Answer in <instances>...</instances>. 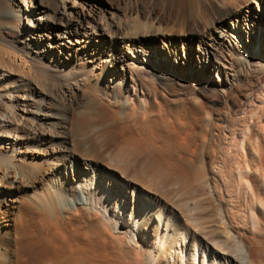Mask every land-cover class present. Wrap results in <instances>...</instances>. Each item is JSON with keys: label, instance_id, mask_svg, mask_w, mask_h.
<instances>
[{"label": "bare ground", "instance_id": "obj_1", "mask_svg": "<svg viewBox=\"0 0 264 264\" xmlns=\"http://www.w3.org/2000/svg\"><path fill=\"white\" fill-rule=\"evenodd\" d=\"M174 1L192 11L193 14L188 15L192 21L200 18L201 11L197 10L198 3L196 4L195 0ZM251 1L221 0L219 5L221 9L218 10L216 19L223 29L227 27L238 36V43L244 47L241 51L247 67L263 71L264 58H261L259 53L261 46L257 40L256 45L251 46L249 38L251 32L256 38L264 34V18L257 15L259 12L251 10ZM22 2L20 5L14 2L19 14L27 10L25 2L23 4ZM26 2H30L31 11L43 14L36 16L32 33L29 34L34 38L33 41L38 43L36 47L40 49L45 45L50 48L49 55L54 56L52 57L54 64L57 63L56 60L61 62V59L67 60L74 55V61H67L65 64V67L70 68L68 75L70 77L84 71L86 69L83 67L84 62L90 59L95 63L96 60L102 61V70L114 63L117 53L106 45L109 42L105 41L106 34L114 37L115 46L121 45L117 37L127 36L134 45L141 47L136 51H140L139 53L132 54L136 60L142 58L141 52L148 47L147 43L154 46L149 40L150 23H143L142 25L148 27L140 33L136 31L139 30L138 26H133L132 30V27L121 22L122 17L119 15L113 16L114 24L109 21L103 23V13L111 14L117 10L120 15L125 16L131 12L128 7L123 9L122 6L110 3L111 1L106 0L105 7L91 3L89 8H86L84 1L79 0H41L38 4L31 0ZM255 2L258 10L264 6V0ZM57 25L64 28L63 38L60 42L49 41L46 44V40L49 39L47 31L59 35L54 30ZM105 26L109 27L106 28L107 32ZM129 30L134 32L128 36L126 34ZM75 35L76 37H73ZM217 36L219 38L214 48L216 51L222 45H231L225 31H217ZM86 42L92 44L89 54L79 55L74 52ZM201 50V55H197L199 64L193 62V58L190 62L196 65L201 73L207 74L212 51L205 47ZM217 62L215 59L212 64L219 68ZM191 64L184 63V69L188 68L190 72L196 73L195 67ZM138 69L145 72L149 69L155 71L156 68L145 64ZM209 79L212 82L211 77ZM121 80L120 75L116 89H120ZM185 80L190 81L191 78L186 77ZM251 102L247 112L243 111L241 122L244 128L237 127L238 134L231 139L232 149H229L231 143H226L228 136L225 137L223 133L225 124L226 127L230 124V115L223 118V123H212L210 118H213V114L207 108H190L187 113L186 108L165 109L163 110L165 112L160 114V116L163 114L161 117L155 112L147 111L145 121L138 120L135 125H127L120 129L117 126L118 122L126 123L128 120L126 119L128 116L122 117L123 108L117 105V110L114 108L109 110L102 106L103 108H99L101 113L99 110L98 118L94 115L92 123H89L92 119L87 120L90 127H88L90 130H87L94 132L92 136L83 131L89 138H85L84 141L74 140L72 143L63 135L64 140L52 145L44 137L45 129L48 127L45 128L46 124L40 123L37 134H41H39L41 144H44L42 150L46 148L43 153L49 160L56 158L53 165L61 167L58 168L59 171L66 173L75 171L78 198L69 200L71 203L67 207L64 192L56 191L51 200L41 201L43 211L39 210L37 216L31 214L30 207L27 206L29 203L26 206L20 205L23 208L21 219H18L17 223L11 221L6 223L7 235H0V264H264V233L260 234L263 231L254 227L255 230L258 229V232L256 231L258 238L256 235L253 237L252 234H248L247 224L246 226L242 224L243 227L240 229L236 228V223L242 220V217L237 215L240 208H237L234 202V205H229L232 200L224 201L225 195L230 196L229 190L233 188L230 187L228 190L226 187L224 189L223 185L220 186L215 178L216 174H211L210 180L213 179L214 182L206 183L209 178L206 175L207 167H210V172L214 168L221 170V165L213 167L217 163L216 158L221 157L226 162L239 159L238 163L236 162V171L234 170L239 180L234 197L243 198L253 207L259 203L258 206L264 214V199L260 195L261 190L262 194L264 193V127L252 126L256 120H264V104L260 102L259 106H255L256 109L250 110L254 108L252 104H255ZM90 114L92 116V113ZM138 115L134 111L130 116L138 119ZM86 118L83 117V124H87ZM161 118L166 121L165 127L162 126L165 121L160 122ZM257 125L258 123L255 126L259 127ZM151 127L156 128L155 140L146 137ZM186 129L188 132H184ZM47 130L51 131V128ZM8 136L6 138L15 137V140L26 137L24 131L21 134L9 133ZM228 144V147L225 146ZM16 152L12 151L5 155L0 152L2 164L0 183L8 184L15 190H22L30 185L34 178L47 172L45 169L48 166L46 168L43 166L39 155L35 157V161L29 162L24 160V156L16 157ZM207 155L212 159L210 163L205 160V164L203 159ZM66 156L69 158L63 161ZM89 159L98 160L99 165L93 166ZM254 159L258 163L254 162ZM197 160L202 161L205 166L201 164L200 167H196ZM222 177L219 178L226 181L230 178ZM21 181H25V185ZM230 185L232 184L228 186ZM228 198L231 199V196ZM0 202V206L5 207L1 198ZM4 207L3 211H0L1 214L7 211ZM253 207L250 209L252 212L250 219L254 214L256 217L254 223L264 224V221L256 216Z\"/></svg>", "mask_w": 264, "mask_h": 264}, {"label": "rangeland", "instance_id": "obj_2", "mask_svg": "<svg viewBox=\"0 0 264 264\" xmlns=\"http://www.w3.org/2000/svg\"><path fill=\"white\" fill-rule=\"evenodd\" d=\"M21 1L25 2L24 5L27 6V10L19 14V11H16L17 8L15 4L20 5ZM21 1H0V49H2L0 50V152L5 155L12 151H17L16 157H18V155L24 156V160L29 162L35 161V157L39 155L40 159L43 161V166H45V168L48 166V169L46 168L45 171L47 172L34 178V181L22 190H15L10 188L8 184L3 185L0 183V198L5 204V207H3L7 209V211H4V215L0 212V235H7L5 232L6 223L9 221L17 223L21 219V209H23L21 206H26L29 203L27 206L28 208L30 207L31 214L37 216V212H40L39 210L42 209L41 201L46 199L51 200L56 191L64 192L67 207H69L71 203L69 200L78 198L76 192L77 176L74 175L75 171H73V173L59 171L58 168L61 167L53 165L56 158L51 156L53 157L51 162V160L46 157L45 153H43V150L46 148L44 147L42 150L44 144H41L40 133L37 134V128H39L40 123H45V128H51V131H48V128L45 129L44 137L52 145V143L58 144L60 141L64 140L65 138H63V135H66L72 143L77 140L84 141L88 139V135L94 133L88 131L90 130L88 129V124L92 123L96 116L98 118L99 113H101L99 108L102 106H105L109 110L113 108L117 110V105L123 108L121 109L122 117L123 115L128 116L126 118L128 120H126L127 124L123 121L118 122L119 124H117V126L120 129L127 125H135L138 120L145 121L147 111L155 112L157 116L161 117L163 114L161 116L160 114L164 113L165 111L163 112V110L165 109L171 110L181 108L183 110L186 108L185 111L187 113L190 108H207L213 114V118H210L212 123H223V118H228V114L230 115V124L227 127L225 124V130L223 131L224 136H228L226 143L229 142L230 144L233 140V136L238 134L236 128H244L241 122L243 111L247 112V108H249L248 105L251 101V103H255L256 105L252 104L254 108L250 110L256 109L264 98V70L259 71L247 67L245 57L241 51V48L244 47L241 46V43H238V36L227 27L223 29V26H220L217 22L216 16L219 14L218 10L221 9L219 8L221 0H195V3H198L196 5L197 10L199 12L201 11L199 15L200 18H197L195 22L188 16L193 14L192 11H189L183 6H179L174 0H107V2L111 1L110 3L112 4L122 6L123 9H127L128 7L131 12L125 16L120 15L117 10L113 11L111 14L103 13V18L105 19L107 17L105 20L103 19V23L109 21L114 24L112 20V18H114L113 16L119 15L122 17H120L121 22H124L128 27H132V30H134L133 26H138L139 30H136L138 33L147 29L148 26L142 25L143 23H153L151 25L149 24V40L154 43V46L153 44L147 43L146 46L148 47H146L145 51L141 52L142 58L136 60L132 54L139 53L140 51H136L141 47L134 45V42L129 41L127 36L117 37V39L121 41V45L117 44V46H115L114 37L106 36L108 35L106 34L105 41L109 40L106 45H109L111 51L117 53V59H115L114 63L105 68V70H102V61L96 60L95 63L93 59H90L84 62L85 65H83V67H86V69L84 71H79L77 75L75 74L72 77L68 76L70 68L65 67V64L67 61L73 62L75 59L74 55H71L67 60L61 59V62L56 60L55 62L57 63L54 64L52 62V57L54 56L49 55V53H51L50 48L45 45L41 46L40 49L36 47L38 43L34 42V38L29 34L32 33L31 30L34 27L33 24L36 21V16H43V14L36 13L34 10L31 11L29 7L30 2H26V0ZM31 1L38 4L41 0ZM79 1H84L86 8H89L91 3L101 7H105L106 5L104 4L106 0H103V3L101 2L102 0ZM46 3H48V1ZM250 7L253 12H259L257 15L264 18V6L259 7L258 10L257 2L252 0ZM106 28L109 29V27L105 26V29ZM107 29L106 32L108 31ZM54 30L59 34V37L54 35L53 31H47L49 39L46 40V44H48L47 42L49 41L60 42L63 38V27L57 25L54 27ZM132 30H129V33L126 35H131L134 32H132ZM217 31H225V33H227V40L231 42V45H222L218 51L214 49L215 46H217L219 38L217 36ZM73 37H76V35ZM255 40H257L258 45L261 46V48H259V53L261 54V58H264V47H262L264 44V34L260 38H256L251 32L249 38L251 46L256 45ZM33 46L35 47L33 48ZM91 46L92 44H90V42H86L74 52L79 55L89 54ZM204 47L213 52H211V58H209L210 62L207 67V74L201 73V70L190 62L193 58V62L197 65L199 64L197 55H201V48ZM65 49L67 48L65 47ZM215 59L218 61L217 64L219 68L212 64ZM184 63L193 65L196 73L190 72L188 68L185 70ZM145 64L154 66L156 68L155 71L151 69L153 71L151 72L149 69L144 72L138 69ZM58 65H60V67ZM178 69L179 71H177ZM120 75L122 79L121 87L120 89H116V83ZM186 77L191 78L192 81L185 80ZM209 77H211L212 82ZM59 88L61 90H59ZM70 89H72L71 91L75 94H73ZM263 102L264 100L261 103L264 104ZM134 111L139 114V118L133 117V121L130 115H132ZM90 113H92V116ZM88 115L90 116L88 117ZM110 115L111 114H108V116ZM83 117L84 119L87 117L86 121L89 118L92 120L89 123L87 121V124H83ZM170 117L173 118V116ZM161 120L165 121V119L161 118L160 122ZM259 120L252 123V126L255 128H263L264 120ZM165 123L166 121L162 123V126L165 127ZM257 123L259 127L255 126ZM167 129L170 130L169 127ZM186 130L184 132H188V129ZM22 131H24L26 137L16 140L14 139L15 137L6 138L9 137V133L21 134ZM47 131L48 133H52L48 134ZM83 131L88 135L83 133ZM80 132H82L83 135ZM135 132L138 131L135 130ZM155 132L156 128L151 127L150 130L147 131L146 137L155 140ZM182 135L184 134L182 133ZM157 143L160 144V141ZM229 144L225 146L228 147ZM232 146L233 143L230 144L229 149H232ZM56 153L58 154L59 151L57 150ZM68 158L69 157L66 156L63 161ZM211 159V156L209 157L207 155V157H204L203 162L206 164V162H211ZM216 159L215 161L217 163L214 164L213 167L221 165V168L219 167L221 170L218 171L217 168L213 169V167H211L213 171L210 172V167H207L206 175L209 178L206 180V183L209 184L210 181L214 182V180H210V178H212V175L216 174L215 178L220 186L223 185L222 187H224V189L226 187L228 190L230 187L233 188L235 192L231 189L229 190L231 199L228 198L230 196L225 195L224 201L229 202L232 200L228 204L232 206L235 203L237 208H240L237 215L242 217V220L236 223V228L240 229V227H243V225L246 226L247 224L246 229H248V234H252L253 237L256 235L255 237L259 238L256 234L258 229L255 230V228L258 227L260 231H263L260 234L264 233V224H261V221H264L262 220L264 219V214L258 206L259 203L255 205L256 207H253L252 204L243 200V198L237 197V199L234 197L236 196V189L239 185V180L235 174L236 162L239 159H231L228 162L223 161L224 159H221V157ZM205 160L207 161L205 162ZM254 160V162H257L256 159ZM89 161L93 166L99 165L98 160L89 159ZM16 162L18 161H14V163ZM224 162L227 164H224ZM254 162L253 164L257 167V164ZM201 164H203L202 161L200 162V160H197L195 166L200 167ZM223 164L224 166H222ZM0 165V167H2L1 163ZM61 165H63V163H61ZM203 166L205 165L203 164ZM217 172L220 173L218 174ZM229 174L230 176H228ZM218 176L220 178L222 176H225L226 179H228V177L230 178L228 179L229 181L225 179H222V181ZM21 182L25 185V181ZM223 182L227 183L223 184ZM229 184L232 185L228 186ZM261 189L259 188V190ZM260 192L261 198L264 199V193L262 194V190ZM38 203L40 204L38 205ZM3 207L0 206V211H3ZM252 207L254 208L256 216L261 219V225L256 222L254 223V218L256 219L254 214L250 219V215L252 214L250 209H252ZM250 220L253 221L251 222ZM253 230H255V232H253Z\"/></svg>", "mask_w": 264, "mask_h": 264}]
</instances>
